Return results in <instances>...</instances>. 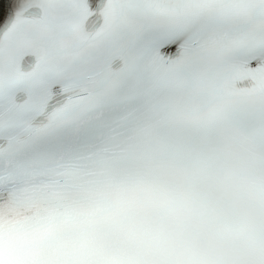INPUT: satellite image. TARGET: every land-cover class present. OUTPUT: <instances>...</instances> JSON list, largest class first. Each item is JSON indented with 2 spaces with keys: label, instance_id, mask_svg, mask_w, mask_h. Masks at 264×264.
Listing matches in <instances>:
<instances>
[{
  "label": "snow or ice",
  "instance_id": "snow-or-ice-1",
  "mask_svg": "<svg viewBox=\"0 0 264 264\" xmlns=\"http://www.w3.org/2000/svg\"><path fill=\"white\" fill-rule=\"evenodd\" d=\"M0 264H264V0H10Z\"/></svg>",
  "mask_w": 264,
  "mask_h": 264
}]
</instances>
